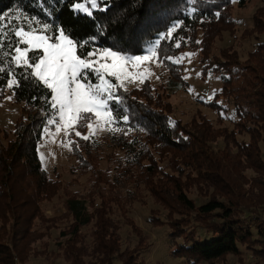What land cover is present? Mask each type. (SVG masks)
<instances>
[{
  "label": "trees",
  "instance_id": "1",
  "mask_svg": "<svg viewBox=\"0 0 264 264\" xmlns=\"http://www.w3.org/2000/svg\"><path fill=\"white\" fill-rule=\"evenodd\" d=\"M78 1L0 0V14L13 26L17 16H28L67 29L86 45L84 52L106 48L129 55L142 54L147 45L159 51L157 41L177 24L173 35L181 46L160 41V48L174 57L198 55L201 79L217 84L201 100L215 117L201 110L187 120L174 116L171 97L190 84L183 63L160 65L166 80L120 87L124 99L116 112L129 123H113L110 139L122 154L110 156L114 164L107 170L99 167L93 140L67 135L75 170L89 182L77 192L59 175L50 177L39 158L38 144L54 126L47 122L57 118L45 100L50 102V90L32 79L15 94L11 89L21 115L11 130L0 128V264H29L32 258L146 264L150 235L127 213L148 200L155 206L149 221L165 228L170 257L183 264H231L233 255L240 263L248 257L249 264H264V0H107L104 9L74 14L71 4ZM249 3L252 24L240 37L251 49L241 58L233 42L217 47L216 41L225 32L235 38L236 11ZM0 67L17 79L23 74L7 62ZM6 83L0 73V96ZM56 197L63 211L48 216L43 204ZM123 224L130 229L124 237ZM52 230L57 235L50 247Z\"/></svg>",
  "mask_w": 264,
  "mask_h": 264
},
{
  "label": "snow or ice",
  "instance_id": "2",
  "mask_svg": "<svg viewBox=\"0 0 264 264\" xmlns=\"http://www.w3.org/2000/svg\"><path fill=\"white\" fill-rule=\"evenodd\" d=\"M106 3L107 0H99V3L98 0H91L93 8H99ZM73 11L75 14L79 8L76 7ZM15 19L19 23L13 26L12 20L0 14V57L10 56L8 61L0 59V64L7 62L23 69V74L17 79V74L11 69L6 70L0 67V73L4 74L7 79L6 87L12 89L15 94L16 88L20 87L23 81L32 79L38 86L50 90V102L47 97L45 100L49 107L58 113V117L55 120L50 119L47 123L62 122L65 129H71L69 135L74 134L83 141H89L90 136L94 134L93 118L98 122V127L99 122L105 125L129 123L127 115H120L116 112V106L122 104L124 99L120 95L122 85L116 86L104 81L105 75H111L117 80L121 79L125 66L123 63L117 65L116 61L131 59L140 62L154 57L158 65H165L167 62L174 64L181 62V58L164 54L160 48V41H169L176 48L181 46L173 35L177 24H173L167 34L157 41L159 51L149 49L150 55L126 57L118 51L103 49V58L111 59L113 63H102L97 67L95 65L98 57L97 51L84 52L86 45L70 38L67 29L57 30L54 25L43 23L36 17L17 16ZM12 52L15 54L12 55ZM30 52L32 56L29 55ZM9 76H11L10 79ZM92 77L101 80V85L88 84L86 87L85 84ZM84 127L90 130V134L85 135L77 130ZM56 131L60 132L61 128L57 127ZM124 134L126 135L127 132L125 131ZM74 146L78 147V143L74 142Z\"/></svg>",
  "mask_w": 264,
  "mask_h": 264
},
{
  "label": "rangeland",
  "instance_id": "3",
  "mask_svg": "<svg viewBox=\"0 0 264 264\" xmlns=\"http://www.w3.org/2000/svg\"><path fill=\"white\" fill-rule=\"evenodd\" d=\"M76 7L79 8V11L77 12L90 14L93 9H104L106 4L101 5L99 8H93L91 6V0H81L71 4L72 9ZM253 11L254 5L252 3H249L243 9L237 10L236 17H238L239 20L237 22L235 38L225 32L223 34V38L216 41V46L220 47L233 42L238 49L241 58H244L246 56V52L251 49V44L249 40L242 39L240 35L246 27L251 26V16ZM21 47H24V45H21ZM103 49H92L96 50L98 54V57L95 61V65L97 67H99V65L102 63H113L111 59L105 60L103 58ZM149 49H153V47L151 45H147L145 47V51L138 55H150ZM29 55H32L31 52ZM138 55L122 54V56L126 57ZM175 57L181 58L185 77H187L190 87L188 90L179 91L171 97L174 116L187 120L193 112L196 110H201L209 117L214 118L215 113L211 111L204 103H202L201 100H206L211 95L210 90L215 89L217 84L211 78L204 80L201 79L200 75H198V73H200V67L197 62L198 55L196 53L185 51L179 53ZM120 63H123L125 66V71L121 76V79L117 80L111 75H105V82L112 83L114 85L116 83L119 86L122 85L121 87L123 88H130L139 86L145 80H148L152 85H155L160 81L167 79L166 73L160 68V65L155 62L154 57L150 60L140 62H136L131 59L116 61L117 65ZM101 71L103 72V69H101ZM92 78H94V80H92ZM92 78L85 84L86 87L88 84L93 86L101 85V80L96 79L95 77ZM82 83H84V81H82ZM189 89H191V91H189ZM8 97H11V99H8ZM20 105V103L15 102L13 99L11 89L6 87L0 96L1 129H12L14 121L18 118V116L21 115ZM56 117H58L57 112ZM224 122L229 128H233V125L231 126L227 120ZM92 123L94 134L90 136V139L93 140L95 144H97L100 150L99 167L101 170H107L108 165L112 166L114 164L113 161H111L110 156L114 154L120 156L122 154V152L111 142L110 139V136L114 130L110 131L108 129H115V127L113 123L105 125L103 122H99L98 127V122L95 120V118H93ZM57 127L61 128L60 132L56 131ZM69 130L70 129H65L62 122L54 124L53 128L51 129H46L41 141L38 144V154L43 167L48 172L50 177L59 175L64 183L68 184V187L72 191L84 192L88 188L89 182L87 181V176L79 175V173H77L75 170L76 160L70 154V146L67 136ZM81 133L88 135L90 134V130L86 128V130L84 132L81 131ZM262 150L264 155V147ZM194 196L196 197L197 203L203 201V199L199 198L197 195L194 194ZM43 205L45 207V214L48 216L56 215L63 211L60 197H56L52 202H47ZM154 207V204L150 200H148V203L145 205L135 202L127 213L128 216L132 217L134 221L150 235L152 246L149 252L143 254L146 264H183L182 259L172 258L168 255L165 246V228L154 227L152 223H150L149 210ZM118 216L120 215L118 214ZM129 231L130 229L125 224H123L121 227L122 236H126ZM56 235L57 230H52L51 238L49 239L50 247L53 246V240ZM249 260L250 259H248V257H245L243 263H240L236 261L235 256H229V261L231 264H249ZM29 264H48V261L46 259L32 258ZM55 264H65V262L62 258H57Z\"/></svg>",
  "mask_w": 264,
  "mask_h": 264
}]
</instances>
